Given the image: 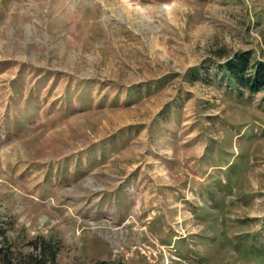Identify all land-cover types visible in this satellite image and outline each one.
Returning <instances> with one entry per match:
<instances>
[{
  "label": "rangeland",
  "instance_id": "rangeland-1",
  "mask_svg": "<svg viewBox=\"0 0 264 264\" xmlns=\"http://www.w3.org/2000/svg\"><path fill=\"white\" fill-rule=\"evenodd\" d=\"M264 0H0V246L49 264H264Z\"/></svg>",
  "mask_w": 264,
  "mask_h": 264
},
{
  "label": "trees",
  "instance_id": "trees-1",
  "mask_svg": "<svg viewBox=\"0 0 264 264\" xmlns=\"http://www.w3.org/2000/svg\"><path fill=\"white\" fill-rule=\"evenodd\" d=\"M223 71L241 88L250 93L264 92V60L252 59L249 50L235 53L224 62ZM56 258L51 242L34 245L28 254H16L11 246H0V264H49ZM96 264H105L99 262Z\"/></svg>",
  "mask_w": 264,
  "mask_h": 264
}]
</instances>
